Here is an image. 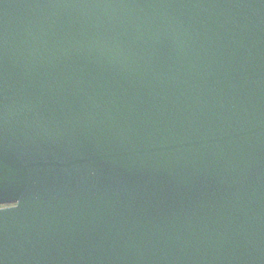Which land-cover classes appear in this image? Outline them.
<instances>
[{
	"label": "water",
	"instance_id": "95a60500",
	"mask_svg": "<svg viewBox=\"0 0 264 264\" xmlns=\"http://www.w3.org/2000/svg\"><path fill=\"white\" fill-rule=\"evenodd\" d=\"M0 264H264V0H0Z\"/></svg>",
	"mask_w": 264,
	"mask_h": 264
},
{
	"label": "flooded vegetation",
	"instance_id": "af4514ba",
	"mask_svg": "<svg viewBox=\"0 0 264 264\" xmlns=\"http://www.w3.org/2000/svg\"><path fill=\"white\" fill-rule=\"evenodd\" d=\"M0 206H3V205H0Z\"/></svg>",
	"mask_w": 264,
	"mask_h": 264
}]
</instances>
